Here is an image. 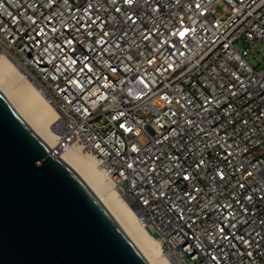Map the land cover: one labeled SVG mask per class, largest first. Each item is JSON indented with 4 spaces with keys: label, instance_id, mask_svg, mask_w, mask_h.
<instances>
[{
    "label": "built area",
    "instance_id": "1",
    "mask_svg": "<svg viewBox=\"0 0 264 264\" xmlns=\"http://www.w3.org/2000/svg\"><path fill=\"white\" fill-rule=\"evenodd\" d=\"M34 2L38 3L39 0H0V23H4L10 33H15L19 25L12 20V17L18 14L22 15L25 12L24 8L18 9L17 5L20 3L31 5ZM93 2L104 6V10L99 12L104 21L111 25V22L115 20L120 28L129 33L127 38L129 43L122 45V48L126 50L119 52V60L109 59V55L116 52V49L113 48L109 53L104 54L103 63L99 59L93 62L92 73H87V70H85V73L75 72V78L85 85L83 90L76 85L65 83L67 77L72 76L74 70L78 67L77 64L71 62L73 59L71 52H58L55 48L49 46L48 53L44 56V63L37 67V63L33 60V57L37 56V49H31V55H29L27 47L22 50L18 44L13 43L7 36L0 37V52L8 54L30 72L44 97L57 110L59 118L56 129V142L52 149L58 153L65 148L78 147L82 153L94 157L98 166L106 173L115 188L133 205L139 222L157 239L164 253L171 257L176 264H190L189 256L192 254L187 251V244L195 243L192 239L193 232L196 236H200L201 228L210 227L214 222H217L218 213L215 208L220 203L232 202L233 196L239 199L251 194L246 192V189L237 187V181L243 182L245 179L243 169L237 168L233 173L231 183L227 184L225 182L226 186L209 179V176L215 175L212 169L216 168V163H211L206 171L199 172L197 179L189 181L187 184L182 180H177L176 177H172L177 183L168 195L173 202L179 203L181 207L185 206L183 203L185 189L191 191L193 185L200 189L198 201L196 202L197 207L195 208L200 219L196 222L197 226L193 231L183 228V234H181L175 229L183 227V221L177 224L174 217L164 216L162 210L157 212L153 210L155 206L149 208L148 205L144 204V199L149 198L148 192L154 188L156 181L160 180L161 185H163L167 179L165 171H157L155 177H153L148 167H146L147 164L152 162L145 160L144 163L137 165L140 169V175L134 176L135 169L127 170L124 161L132 162L137 157H144L145 152H148L153 158L160 157V160L155 164L157 169L160 168L161 163L166 169L170 165L164 154L168 153L170 155L175 150V154L180 156L183 168L191 171L190 165L198 160L201 153L204 154L205 159H210L208 153L213 151L214 148L216 150L220 149L221 146L216 144V137H205L203 131L199 132L195 143L188 136H184L181 140L175 133L169 132V128L176 126L173 123L176 117L170 115L168 109L171 108L172 111H177V105L175 103L166 104L163 94L167 95L168 100L173 101L179 99L180 96L191 98L198 105L203 94H205L202 85L207 86L211 93L220 97L221 104L217 107H220L221 113L227 111L222 105L233 103L237 106L238 112V106L242 105L244 106V112L250 111L251 116L256 119L258 124L260 123L257 110L264 111V96H262L264 89H261L255 81L264 78V66L252 65L247 56L252 49H257L258 52H262L264 55V34L259 30L260 26L264 25V11L259 10V0L254 4L252 0H243V6L247 7L248 10L237 18L236 13L229 9L224 0H194L195 3H203L204 7L210 9V11L206 18L190 13V18L185 23H191L196 32L191 34V42L188 43L187 48L183 46L184 42H181L173 49L171 55H168V48H164L166 56L164 63H175L176 65V71L173 74L171 71L168 73L148 71L149 65L142 63V61H130L127 57L129 52L136 51L137 46L145 56L152 55L157 48L161 47L163 42L169 39L167 32L176 23L175 18L178 14H181L180 9L170 7L168 0H162L165 4L164 11L152 16H144L142 13L143 19L137 23L135 31H132L130 26L125 27V25L120 24V20L123 19V12L117 17L110 3L106 4L105 0H93ZM188 2L189 0H183L185 7ZM230 2L235 3V0H230ZM6 3L11 4V6L7 7L5 11ZM75 3L83 5L84 0H75ZM249 4H251V7H248ZM216 5L222 6L223 11H216ZM71 6L70 2L69 7ZM58 10L63 12V23L69 24L70 27L71 24L76 23L72 17L80 16L78 12L69 13L62 2ZM33 11H35L34 8H28L27 15L31 16ZM6 12L11 15H7ZM40 15H48L46 8L40 10ZM82 20L87 24L88 16L84 15ZM21 23L29 28L26 19ZM51 23L58 30H61L60 16L55 17ZM153 25H156L159 29V42H157L155 36L147 41L141 40L138 34L144 26L152 28ZM216 25L219 26L216 27ZM40 26H45L43 21L40 22ZM70 27L60 32V39L56 41L57 44L61 43L65 35L69 39L75 36ZM249 29L255 33V36L247 34ZM28 34H32L30 28ZM99 34V29H97L96 36L98 37ZM40 39L43 43L46 38L41 37ZM81 39L83 38L81 37ZM241 42L244 44L243 48L238 47ZM23 43L30 44V41H24ZM89 47L88 42L84 41L83 50L87 51ZM100 47V45H96L98 52ZM64 56H67V59H64ZM79 56L80 51H77L76 57L79 58ZM52 57L58 58L52 60ZM232 62L246 67V75L240 76L239 79L245 84L249 80L253 81L248 86L254 89V97H243L235 100L229 98L223 87L228 83V78L220 69L227 67L235 75ZM97 64H101V67L96 68ZM218 65L219 67H217ZM113 66L118 67V73L111 72L110 69ZM56 69H59V71H56ZM137 71L140 76H144L145 80L151 81V88H145L140 83L139 78H132ZM86 74L89 77L87 82L85 80ZM100 77L103 78L99 80V83L92 82ZM57 84L63 87L65 91L61 92L56 87ZM145 93L143 99H137ZM221 93L223 94L221 95ZM249 100L252 102L248 103ZM83 109H88V112L81 114ZM185 109V112L179 114L181 130L184 128L182 123L184 117L192 113L191 106H185ZM211 112V116L201 112L200 117L197 118L198 122L201 119L205 122V130L210 131V126H216L215 121H219L220 126L227 127L224 125L222 116L216 113L215 108ZM88 113H91V115H88ZM239 115H243V112H240ZM213 117H215V121ZM244 118L248 119L247 116ZM236 120H239V116L236 117ZM125 122L133 129L132 132L119 127V124ZM248 127L252 128L251 122ZM233 128L235 135H233ZM227 131L229 136L232 137L228 140V143L231 144L232 140H236V143L243 149L245 145L242 142V137L237 139V136L242 132L240 124L235 123L233 127L227 128ZM218 134L221 137L224 136L222 131ZM247 134L245 133V135ZM191 135H196V132L194 131ZM163 137H175V139H162ZM201 140H203V143H201ZM157 141L160 142L157 143ZM178 142H180V146L177 149ZM185 143L189 149H196V146H199L196 155H191L184 150ZM133 144H137V147L141 148L139 153L133 151ZM169 144H171V147H169ZM205 144L208 145L207 150H205ZM261 152H264V149L254 151L245 162L250 171V162H254L256 158L264 161ZM239 158L237 156L236 159ZM233 167H235V161ZM219 168L223 170L224 165L220 163ZM145 173L148 174L147 181L144 179ZM254 178L257 181L261 179L258 174ZM249 184H252V180H249ZM133 185H137L138 188H134ZM140 189L143 190V197ZM164 191H167V189L165 188ZM230 193L233 195H230ZM193 195H196V193H193ZM242 202L247 203L246 200ZM164 203L166 204L168 201L165 200ZM255 203L257 205L256 211H259L261 216H244L241 220L242 223L248 219L257 221L264 218V201L257 200ZM205 206H207V214H205ZM236 208L239 209V205H236ZM191 213L192 209L189 208L187 215H191ZM224 215L227 216V213L225 212ZM193 219L196 218L193 217ZM252 227H256L255 223L252 224ZM232 231H236V229H232ZM249 231L250 228L245 225L242 231L237 233V236ZM224 244L226 250L232 255L229 264H238L240 257L227 248V242H224ZM239 251L242 253L243 249H239ZM200 254L204 257L200 260V264H210L207 253L201 250ZM262 257H264V253H262ZM192 258L195 259L196 257L192 255ZM243 264H248L247 260H244ZM253 264H262V259L253 257Z\"/></svg>",
    "mask_w": 264,
    "mask_h": 264
},
{
    "label": "snow or ice",
    "instance_id": "2",
    "mask_svg": "<svg viewBox=\"0 0 264 264\" xmlns=\"http://www.w3.org/2000/svg\"><path fill=\"white\" fill-rule=\"evenodd\" d=\"M61 2L69 13H80V16L72 17L76 23L71 24V27L69 24L63 23V12L62 10H58ZM70 2L72 5L71 7H69ZM224 2L232 12L236 13L237 18L245 14L248 10L247 7L243 6V0H235V3L230 2V0H224ZM256 2L257 0H252L253 4ZM105 3L111 4L112 10L117 14V17L123 12V19L120 20V24L125 25V27L130 26L132 31H135L137 23L143 19L142 13L144 16H152L163 12L165 9V4L162 0H105ZM259 3V10L264 11V0H259ZM168 4L170 7L180 9L181 13L177 15L175 18L176 23L173 24L172 28L167 32L169 39L165 40L161 47L157 48L150 56H145L144 53L140 51L139 46H137L136 51L129 52L127 58L133 62L142 61V63H146L150 66L148 71H161L163 73L171 71L174 74L176 71L175 63H164L166 59L164 48H168V55H171L173 49L181 44V42H184L183 46L187 48L188 43L191 42V34L196 32V29L192 27L191 23H185L190 18V13L206 18L210 9L205 8L203 3H195L194 0H189L186 7L183 4V0H168ZM10 6L11 4L6 3L5 11L6 8ZM248 7H251V4H249ZM17 8L25 9L24 14H18L12 17V20H14L19 27H17L15 33H10L6 25L0 23V37L7 36L13 43L18 44L22 50L27 47L29 49V55H31V49H37V56L33 57L34 62L37 63V67H40V65L44 63V56L48 53L49 46L55 48L58 52H71L73 56L71 62L77 64L78 67L74 70L72 76L67 77L65 83L67 85H76L82 90L85 85L81 84L80 81L75 78V72L85 73V70H87V73H92L93 62L99 59L103 63L104 54L109 53L113 48L116 49V52L109 55V59L119 60V52L121 50H126L122 48V45H127L129 43L127 39L129 33L120 28L115 20L111 22V25L104 21L99 15V12L104 10V6L97 5L93 0H84L83 5L76 4L75 0H39L38 3L34 2L31 5L20 3L17 5ZM28 8L35 9L31 16L27 15ZM45 8L48 15H40V10ZM6 14L11 15L7 12ZM84 15L88 16L87 24L82 20ZM57 16L61 17V30H58L51 23ZM37 17H39V19H37ZM25 19L28 21L32 33L31 35L28 34L29 28H26L21 23ZM41 21L44 22V27L40 26ZM218 26L219 25H216V27ZM69 27L71 32L75 33V36L69 39L68 36L65 35L61 43L57 44L56 41L60 39V32L64 29H69ZM97 29H99L100 33L98 37L96 36ZM259 30L264 34V25H261ZM158 32L159 29L156 25H153L152 28L144 26L143 30L138 35L143 41L150 40L155 36L157 42H159ZM247 34L255 36V33L252 32L251 29H249ZM41 37L46 38L43 43L40 39ZM81 37L83 39H81ZM24 41H30V44L23 43ZM84 41H87L90 45L87 51L83 50ZM96 45L101 46L99 52L96 49ZM145 50L147 51V49ZM77 51H80L79 58L76 57ZM57 58L58 57H52L51 59L55 60ZM63 58L67 59V56ZM53 66L55 67V65ZM100 67L101 64L96 65V68ZM185 67H187V65H185ZM217 67H219V65ZM232 67L235 70V75L233 71H230L227 67L220 69L225 77L228 78V83L223 87L224 90L227 91L229 98L235 100L243 97H254V89L248 86L252 84L253 81L249 80L248 83L245 84L239 79L240 76L246 75V67H242L234 62H232ZM110 70L114 74L118 73V67L116 66L111 67ZM56 71H59V69H56ZM102 78L103 77L97 78L92 82L99 83V80ZM132 78H139L140 83L144 85L145 88H151V81L145 80L144 76L139 75L138 71L134 73ZM57 79H59V77H57ZM88 79L89 77L86 74V82ZM255 82L261 89H264V78L256 80ZM56 87L59 88L61 92L65 91L59 84H57ZM202 87L204 88L205 94H203L198 105L191 98L180 96L179 99L173 101L168 100L167 95L163 94L166 104L171 105L175 103L177 105V111H172L171 108L168 109L169 114L176 117V120L173 121L176 126L174 128H169L168 131L175 133L181 140H183L184 136H188L193 143H195L199 132L203 131L205 137H216V144L221 146L220 149L216 150L214 148L213 151L209 152L208 156L210 159H205L204 154L201 153L198 160L190 165L191 171L183 168L180 162V156L175 154V150H173L170 155L168 153L164 154L170 165L166 169L162 163L160 164V168L157 169L155 164L160 160V157L157 156L153 158L148 152H145L144 157H137L132 162L124 161V165L127 170L135 169L133 172L134 176L140 175V169L137 165L144 163L145 160L152 162L147 164L146 167H148L153 177H155L157 171H165L167 179L164 181L163 185H161L160 180L156 181L154 188L148 192L149 198L144 199V204L148 205L149 208L155 206L153 208L154 211L161 212L162 210L164 216L174 217L177 224L183 221V227H177V229H175V231L181 234H183V228L193 231L197 226L196 222L200 219V216L195 211L200 189L195 187V185L192 186L191 191L185 189V199L183 201L185 206L181 207L179 203L173 202L168 195V193L172 191V187L177 183L172 177H176L177 180H182L187 184V182L197 179L199 172L206 171L211 163H216V168L212 169L215 175L209 176V179L214 182L218 181L221 185L226 186L225 182H227V184L231 183L233 173L236 169H243L245 179L243 182L237 181V187L246 189V192H250L251 194L245 195L239 199L233 196L232 202L220 203L218 207L215 208V211L218 213L217 222H214L210 227L201 228L200 236H196L193 232L192 239L195 243L187 244V251L196 257L193 259L192 255H190L189 261L190 264H200V260L204 258L200 254L201 250H203L207 253L210 264H229L232 260V255L225 248L224 242H227V248L231 249L232 252H235L236 255L240 257L238 264H243L244 260H247L248 264H253V257L262 259V264H264V257H262V253H264V218H260L257 221L248 219L244 220L243 223L241 222L244 216H261V213L256 211L257 205L255 202L257 200L264 201V161L260 158H256L254 162H250L251 171L245 162L254 151L264 149V111L257 110V116L260 120L259 124L256 119L251 116L250 111L244 112V106L242 105L238 106L239 112L237 111V106L233 103L222 105L227 111L221 113L220 107H217V105L221 104L220 97L211 93L207 86L202 85ZM217 87L219 88V86ZM222 94L223 93H221V95ZM144 95H146V93L137 97V99H143ZM153 95L155 96V93ZM193 95H195V93H193ZM262 96H264V93H262ZM181 101H183V103H181ZM251 102V100L248 101V103ZM185 106H191L192 113L184 117L182 121L184 128L181 130L179 114L185 112ZM213 108H215L218 115L222 116L224 125L227 127L220 126V122L215 121V117H213V120L216 126H210V131L205 130V122L202 119L199 122L197 121L201 112L211 116V110ZM85 112H88V109H83L81 114ZM240 112H243V115H239ZM88 115H91V113H88ZM121 115H123V113H121ZM237 116H239L238 121L236 120ZM245 116H247L248 119H245ZM237 122L242 128V132L237 136V139H241L242 137V142L245 145L243 149L236 143V140H232L231 144L228 143V140L232 139V137L229 136L227 128L233 127ZM250 122L252 123V128L248 127ZM119 127L128 132L133 131L126 122L119 124ZM161 127H163V125H161ZM194 131L196 135H191ZM221 131L224 133L223 137L218 134ZM245 133L248 134L245 135ZM233 135H235L234 128ZM162 139H175V137H163ZM159 142L160 141H157V143ZM201 143H203V140H201ZM179 146L180 142L177 143V149ZM169 147H171V144H169ZM207 148L208 145L205 144V150H207ZM132 149L135 153L141 151V148L137 147V144H133ZM184 150L188 151L191 155H196L199 146L197 145L196 149H189L188 145L185 143ZM237 156L240 158L236 159ZM261 156H264V152H261ZM234 161L235 167H233ZM220 163L224 165L223 170L219 168ZM32 165L35 166V161L32 162ZM257 174L261 177L259 181L254 178ZM121 175H123V173H121ZM144 179L147 181V173H145ZM249 180H252V184H249ZM253 185H255V187H253ZM133 187L138 188L137 185H133ZM165 188L167 191H164ZM140 193L143 197L142 189H140ZM193 193H196V195H193ZM230 195L233 194L230 193ZM165 200H167L168 203L165 204ZM244 200L247 201L246 204L242 202ZM236 205H239V209L236 208ZM189 208L192 209L191 215H187V210ZM206 208L207 206H205V214H207ZM225 212L227 216L224 215ZM193 217L196 219L194 220ZM253 223L256 225L255 228L252 227ZM245 225H248L250 231L237 236V233L241 232ZM169 226H171V224H169ZM232 229H236V231H232ZM239 249H243V252L241 253Z\"/></svg>",
    "mask_w": 264,
    "mask_h": 264
},
{
    "label": "water",
    "instance_id": "3",
    "mask_svg": "<svg viewBox=\"0 0 264 264\" xmlns=\"http://www.w3.org/2000/svg\"><path fill=\"white\" fill-rule=\"evenodd\" d=\"M0 264H152L1 90Z\"/></svg>",
    "mask_w": 264,
    "mask_h": 264
},
{
    "label": "bare ground",
    "instance_id": "4",
    "mask_svg": "<svg viewBox=\"0 0 264 264\" xmlns=\"http://www.w3.org/2000/svg\"><path fill=\"white\" fill-rule=\"evenodd\" d=\"M4 73L21 79L20 86H15L9 77L3 75ZM0 90L29 125L53 148L59 118L57 110L44 97L30 72L11 56L2 52H0ZM57 154L93 188L152 264H176L164 253L157 239L142 226L135 208L115 188L94 157L82 153L78 147L65 148Z\"/></svg>",
    "mask_w": 264,
    "mask_h": 264
},
{
    "label": "rangeland",
    "instance_id": "5",
    "mask_svg": "<svg viewBox=\"0 0 264 264\" xmlns=\"http://www.w3.org/2000/svg\"><path fill=\"white\" fill-rule=\"evenodd\" d=\"M215 9L218 12H222L223 11L222 6H220V5H216ZM238 47L239 48H243L244 44L241 42V43L238 44ZM247 59L254 66H258V67H263L264 66V55H263L262 52H258L257 49H252L249 52V54L247 56ZM3 75L6 78L9 77V79L14 82L15 86H20L21 79H17L14 75L10 76V74H8V73H4Z\"/></svg>",
    "mask_w": 264,
    "mask_h": 264
}]
</instances>
